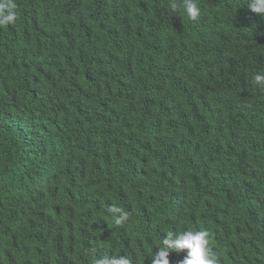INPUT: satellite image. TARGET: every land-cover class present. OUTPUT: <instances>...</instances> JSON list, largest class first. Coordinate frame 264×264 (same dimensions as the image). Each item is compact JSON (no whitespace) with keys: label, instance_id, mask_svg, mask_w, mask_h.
<instances>
[{"label":"trees","instance_id":"16d2710c","mask_svg":"<svg viewBox=\"0 0 264 264\" xmlns=\"http://www.w3.org/2000/svg\"><path fill=\"white\" fill-rule=\"evenodd\" d=\"M14 3L0 264H93L91 248L152 264L187 229L207 232L216 264H264V16L248 0H198L195 20L181 0Z\"/></svg>","mask_w":264,"mask_h":264},{"label":"clouds","instance_id":"9594fccd","mask_svg":"<svg viewBox=\"0 0 264 264\" xmlns=\"http://www.w3.org/2000/svg\"><path fill=\"white\" fill-rule=\"evenodd\" d=\"M248 6L256 13L264 16V0H248ZM178 6H182L187 16L195 20L200 14L198 0H181V4H172L175 11ZM14 0H0V27L13 24L16 21ZM254 80L257 86L264 90V71L255 74ZM107 212L115 225L120 226L129 220L130 212L115 204L109 205ZM208 234L205 231L187 229L183 232H167L163 236L162 245H157L158 251L152 253V264H170V251L181 252L187 250L183 259L178 264H216V259L210 251ZM96 249H89L93 264H134L133 260L127 255H103L96 256Z\"/></svg>","mask_w":264,"mask_h":264}]
</instances>
